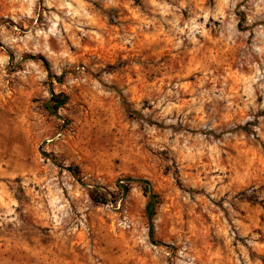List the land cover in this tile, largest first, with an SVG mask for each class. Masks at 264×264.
<instances>
[{"label":"rangeland","instance_id":"rangeland-1","mask_svg":"<svg viewBox=\"0 0 264 264\" xmlns=\"http://www.w3.org/2000/svg\"><path fill=\"white\" fill-rule=\"evenodd\" d=\"M0 264H264V0H0Z\"/></svg>","mask_w":264,"mask_h":264},{"label":"trees","instance_id":"trees-1","mask_svg":"<svg viewBox=\"0 0 264 264\" xmlns=\"http://www.w3.org/2000/svg\"><path fill=\"white\" fill-rule=\"evenodd\" d=\"M66 103V97H62L60 94L52 93L49 109L56 111L62 107ZM73 175L77 176L78 171L73 168H69ZM127 183H118L117 187L119 188L120 193H122L123 196H125L131 189L132 183H138L141 185L142 191L144 195L147 197V202L144 208V216L147 219L148 222V230H149V237L154 242L156 241L154 238V227H153V217L156 214V208L160 202V197L157 193L153 191L152 186L150 185L148 180L145 179H133V178H127ZM112 193L109 191H101V190H94L91 192V199L95 203L99 204H105L108 201H111ZM155 243V242H154Z\"/></svg>","mask_w":264,"mask_h":264}]
</instances>
